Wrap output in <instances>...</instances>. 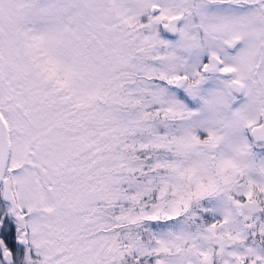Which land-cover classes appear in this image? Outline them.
<instances>
[{
    "label": "snow or ice",
    "instance_id": "snow-or-ice-1",
    "mask_svg": "<svg viewBox=\"0 0 264 264\" xmlns=\"http://www.w3.org/2000/svg\"><path fill=\"white\" fill-rule=\"evenodd\" d=\"M0 264H264V0H0Z\"/></svg>",
    "mask_w": 264,
    "mask_h": 264
}]
</instances>
